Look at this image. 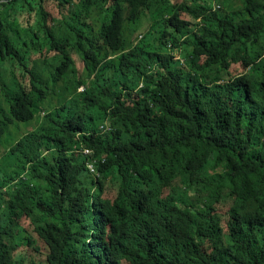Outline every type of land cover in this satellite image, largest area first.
Masks as SVG:
<instances>
[{"label":"trees","instance_id":"trees-1","mask_svg":"<svg viewBox=\"0 0 264 264\" xmlns=\"http://www.w3.org/2000/svg\"><path fill=\"white\" fill-rule=\"evenodd\" d=\"M238 1L0 0V264H264V0Z\"/></svg>","mask_w":264,"mask_h":264},{"label":"rangeland","instance_id":"rangeland-1","mask_svg":"<svg viewBox=\"0 0 264 264\" xmlns=\"http://www.w3.org/2000/svg\"><path fill=\"white\" fill-rule=\"evenodd\" d=\"M237 6V8L241 7V2L237 0V3L235 4ZM36 28V27H35ZM180 58V54L179 53H175V60L176 59H179ZM40 66L43 67V64L42 62H39ZM41 70L40 67H38V72ZM80 75L83 79H87L88 78V75L87 73L85 72V70L83 68H80ZM48 75V74H47ZM11 79V76L8 74V75H5L3 77V82L5 83H8ZM36 128V124H32L30 127L26 128V127H22L21 131L20 132H17L16 130H12V134L14 136L13 140H19L22 136H24L25 134L29 133V132H32L34 129ZM10 143H12V141H10ZM4 153V149L1 148L0 149V156ZM1 158V157H0Z\"/></svg>","mask_w":264,"mask_h":264},{"label":"bare ground","instance_id":"bare-ground-1","mask_svg":"<svg viewBox=\"0 0 264 264\" xmlns=\"http://www.w3.org/2000/svg\"><path fill=\"white\" fill-rule=\"evenodd\" d=\"M264 15V14H263ZM263 27V26H262ZM255 31V30H254ZM263 32H264V30H263ZM262 33V32H261ZM259 34V33H258ZM260 39V38H259ZM264 39V38H263ZM262 39V40H263ZM261 42V41H260ZM227 49H229V48H227ZM263 51V50H262ZM225 52V51H224ZM223 53V52H222ZM249 53V52H248ZM259 53V52H258ZM253 54V53H252ZM237 55V54H236ZM220 57V56H219ZM226 57H227V55H226ZM250 57H251V55H250ZM222 58V57H221ZM224 58V57H223ZM222 58V59H223ZM235 58V57H234ZM237 58H239V57H237ZM250 59V58H249ZM253 59H254V56H253ZM226 60V59H225ZM243 60V59H242ZM239 62V61H238ZM243 62V61H242ZM254 62V61H253ZM234 63V62H233ZM236 63V62H235ZM222 64V63H221ZM230 66V65H229ZM232 66H234V65H232ZM262 66V65H261ZM264 66V65H263ZM231 68V67H230ZM262 69V68H261ZM232 70H233V68H232ZM235 70V69H234ZM236 71V70H235ZM234 72V71H233ZM222 73V72H221ZM237 73V72H236ZM235 76V75H234ZM232 77V76H231ZM189 82V81H188ZM227 82V81H226ZM146 98V97H145ZM251 105H252V103H251ZM264 104H262V106H263ZM200 107V106H199ZM196 131V130H195ZM237 132H238V130H237ZM236 132V133H237ZM203 137V136H202ZM208 139V138H207ZM198 140V139H197ZM207 143V142H206ZM233 143V142H232ZM208 144V143H207ZM191 145V144H190ZM216 145V144H215ZM208 146V145H207ZM216 147V146H215ZM213 149H214V147H213ZM209 150V149H208ZM218 151V150H217ZM220 153H222L221 151H220ZM223 154V153H222ZM233 155V154H232ZM222 156H224V155H222ZM235 156V155H234ZM214 157V156H213ZM233 157V156H232ZM236 157V156H235ZM238 157H239V155H238ZM229 158V157H228ZM219 160V159H218ZM263 160V159H262ZM227 161V160H226ZM238 161V160H237ZM258 163H260V162H258ZM258 163H257V165H258ZM256 165V166H257ZM253 166V165H252ZM255 166V165H254ZM219 167V166H218ZM249 167H251V166H249ZM264 168V167H263ZM223 169H224V167H223ZM246 169V168H245ZM193 170V169H192ZM202 170V169H201ZM194 171V170H193ZM203 171V170H202ZM204 171H205V169H204ZM200 172V171H199ZM198 172V173H199ZM256 173H257V168H256ZM185 174V173H184ZM203 175V174H202ZM237 175V174H236ZM240 175V174H239ZM250 175V174H249ZM244 176V175H243ZM250 176H252V175H250ZM237 177V176H236ZM248 178H251L252 179V177H249V176H247ZM257 177V176H256ZM264 177V176H263ZM168 178V177H167ZM229 178V177H228ZM227 178V179H228ZM232 178V177H231ZM255 178V177H254ZM260 178V177H259ZM171 179V178H170ZM242 179V178H241ZM256 179V178H255ZM177 180V179H176ZM191 180V179H190ZM200 180V179H199ZM189 181V180H188ZM166 182V181H165ZM173 182V181H172ZM177 182V181H176ZM191 182V181H190ZM204 182V181H203ZM233 182V181H232ZM243 182V181H242ZM199 183V182H198ZM176 184V183H175ZM239 184V183H238ZM242 184V183H241ZM166 186H167V184H166ZM215 187H217L216 185L214 186V188ZM200 188V187H199ZM207 188V187H206ZM217 189V188H216ZM219 189V188H218ZM200 190V189H199ZM209 190V189H208ZM230 190V189H229ZM177 191V190H176ZM203 191H204V189H203ZM202 191V192H203ZM206 191V190H205ZM214 191V190H213ZM177 194V193H176ZM173 196V195H172ZM211 197V196H210ZM174 198H175V196H174ZM207 199V198H206ZM208 200V199H207ZM206 200V201H207ZM239 201V200H238ZM212 205V204H211ZM220 205V204H219ZM214 210V209H213ZM231 211V210H230ZM214 213V212H213ZM225 214V213H224ZM205 217V216H204ZM151 221H152V219H151ZM152 226V225H151ZM217 226V225H216ZM219 226V225H218ZM208 227V226H207ZM222 227V226H221ZM217 229V228H216ZM139 230V229H138ZM141 230V229H140ZM154 230V229H153ZM211 231V230H210ZM141 232V231H140ZM149 233V232H148ZM147 233V234H148ZM206 233V232H205ZM207 234V233H206ZM147 236H149V235H147ZM178 238V237H177ZM154 239V238H153ZM176 239V238H175ZM220 239V238H219ZM146 240V239H145ZM174 240V239H173ZM181 240V239H180ZM167 241V240H166ZM175 241V240H174ZM183 241V240H182ZM169 242V241H168ZM167 242V243H168ZM176 242V241H175ZM173 243V242H172ZM180 243V242H179ZM212 243V242H211ZM165 245V244H164ZM167 245V244H166ZM198 246V245H197ZM216 246V245H215ZM167 247V246H166ZM194 247V246H193ZM192 247V248H193ZM166 250V249H165ZM169 250H170V248H169ZM154 251V250H153ZM163 251V250H162ZM159 252V251H158ZM166 252V251H165ZM170 252V251H169ZM174 252V251H173ZM197 252V251H196ZM162 253V255H163V252H161ZM171 253V252H170ZM203 254V253H202ZM158 256H160V255H158ZM122 257H124V256H122ZM154 257V256H153ZM244 257V256H243ZM190 258V257H189ZM240 259V258H239ZM242 260V259H241ZM248 260V259H247ZM142 261V260H141ZM152 261V260H151ZM199 261V260H198ZM239 261V260H238ZM236 262V261H235ZM118 263V262H117ZM149 264H151V263H149ZM189 264V263H188Z\"/></svg>","mask_w":264,"mask_h":264},{"label":"built area","instance_id":"built-area-1","mask_svg":"<svg viewBox=\"0 0 264 264\" xmlns=\"http://www.w3.org/2000/svg\"><path fill=\"white\" fill-rule=\"evenodd\" d=\"M81 91H83V89ZM91 154L92 153L89 150H85L84 151V155L85 156H90ZM88 170L90 171L91 174H95L96 173V171H95L96 169H95L94 163L88 164Z\"/></svg>","mask_w":264,"mask_h":264},{"label":"clouds","instance_id":"clouds-1","mask_svg":"<svg viewBox=\"0 0 264 264\" xmlns=\"http://www.w3.org/2000/svg\"><path fill=\"white\" fill-rule=\"evenodd\" d=\"M81 90H82V89H81ZM81 90H80V91H81ZM81 92H83V91H81Z\"/></svg>","mask_w":264,"mask_h":264}]
</instances>
